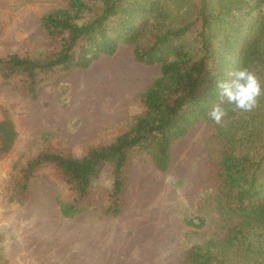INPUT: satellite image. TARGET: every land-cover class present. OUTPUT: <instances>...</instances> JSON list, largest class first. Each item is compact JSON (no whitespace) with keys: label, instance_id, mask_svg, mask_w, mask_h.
<instances>
[{"label":"trees","instance_id":"trees-1","mask_svg":"<svg viewBox=\"0 0 264 264\" xmlns=\"http://www.w3.org/2000/svg\"><path fill=\"white\" fill-rule=\"evenodd\" d=\"M39 20L51 49L0 56V79H17L31 98L51 76L88 68L122 42L132 45L136 62L160 65V75L137 95L144 112L108 143L80 156L43 149L18 169V199L41 170L58 172L72 192L59 203L66 217L86 209L83 201L106 165L112 186L104 213L116 215L131 156L149 152L165 170L171 144L207 114L218 99L217 81L230 71L248 66L264 83V0H68ZM195 24L198 32L188 40ZM214 126L222 148L209 179L226 229L188 247L185 264H264V98L252 112L229 111ZM16 137L13 122L2 117L0 155ZM182 214L187 225L203 226V217Z\"/></svg>","mask_w":264,"mask_h":264},{"label":"rangeland","instance_id":"rangeland-1","mask_svg":"<svg viewBox=\"0 0 264 264\" xmlns=\"http://www.w3.org/2000/svg\"><path fill=\"white\" fill-rule=\"evenodd\" d=\"M67 1L0 0V56L51 49L39 19ZM159 75V64L136 62L132 45L122 42L88 68L51 76L35 98L17 79H0V119L9 118L17 132L11 150L0 155V264H185L188 247L224 235L227 221L209 179L222 143L207 114L173 141L165 170L149 152L131 156L116 215L104 213L110 165L83 201L86 209L69 217L59 203L72 192L52 167L31 180L21 199L16 195L18 169L41 150L80 156L124 131L145 110L137 95ZM182 213L203 217V226L187 225Z\"/></svg>","mask_w":264,"mask_h":264},{"label":"clouds","instance_id":"clouds-1","mask_svg":"<svg viewBox=\"0 0 264 264\" xmlns=\"http://www.w3.org/2000/svg\"><path fill=\"white\" fill-rule=\"evenodd\" d=\"M218 99L207 110V117L222 125L231 112H252L264 98V83L248 66L237 67L228 73V79L217 81Z\"/></svg>","mask_w":264,"mask_h":264}]
</instances>
